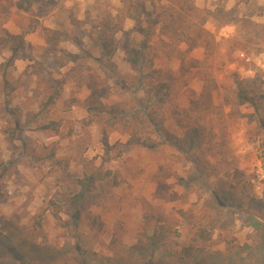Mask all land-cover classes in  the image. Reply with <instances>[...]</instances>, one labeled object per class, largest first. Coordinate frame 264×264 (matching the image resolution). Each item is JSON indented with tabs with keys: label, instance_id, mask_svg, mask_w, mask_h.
<instances>
[{
	"label": "clouds",
	"instance_id": "obj_1",
	"mask_svg": "<svg viewBox=\"0 0 264 264\" xmlns=\"http://www.w3.org/2000/svg\"><path fill=\"white\" fill-rule=\"evenodd\" d=\"M0 264H264V0H0Z\"/></svg>",
	"mask_w": 264,
	"mask_h": 264
}]
</instances>
